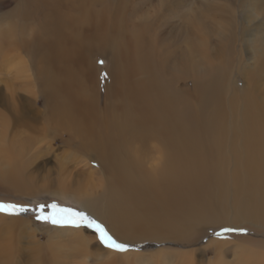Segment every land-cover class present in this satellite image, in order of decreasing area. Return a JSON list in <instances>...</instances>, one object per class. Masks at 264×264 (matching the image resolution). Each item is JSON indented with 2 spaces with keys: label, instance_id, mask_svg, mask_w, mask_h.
<instances>
[{
  "label": "bare ground",
  "instance_id": "obj_1",
  "mask_svg": "<svg viewBox=\"0 0 264 264\" xmlns=\"http://www.w3.org/2000/svg\"><path fill=\"white\" fill-rule=\"evenodd\" d=\"M179 1L185 5V0ZM257 1L248 4L249 13ZM126 4L127 0H0V10L8 8L4 15L9 21L3 34L0 31V55L12 62L7 71L23 79L6 84L0 98L5 110L0 108V127L13 134L4 136L0 128V190L19 202L18 193L36 185L34 167L42 166L38 159L46 151L43 142L52 148L53 139L60 137L68 150L76 148L100 165L99 173H89L95 177L89 176L93 185L86 190L101 188L100 197L80 203L112 222V233L120 240L174 239L189 244L190 225L183 217L209 226L237 219L264 225V98L259 100L254 84L243 92L239 113L232 106L230 113L223 108L228 104L223 98L226 75L222 67L211 66L224 52V61L231 62L232 45L222 40L228 29L222 11L213 6L210 20L201 10L187 18L196 30L189 53L197 56L203 51L209 63L198 59L197 68L190 63L183 69L196 72L190 89L183 90L176 86L181 77H174L179 65L166 53L158 56L147 25H135ZM207 27L221 37L215 53L206 50L202 39ZM109 49L110 65L102 68ZM258 50L257 60L263 63L264 44ZM137 71L146 74L145 79L134 80ZM22 89L28 95H22ZM150 136L161 145L155 181L136 170L143 163L136 142ZM228 155L234 167L223 172ZM65 159L58 162L61 175L67 168ZM70 184L63 177L58 186L64 199ZM24 221L0 214V225L7 228ZM64 233L52 235L42 261L50 256L49 262L56 264L90 256L92 239L84 229L74 230L68 239ZM5 247H12V242ZM164 253L163 264L176 262L171 252Z\"/></svg>",
  "mask_w": 264,
  "mask_h": 264
},
{
  "label": "rangeland",
  "instance_id": "obj_2",
  "mask_svg": "<svg viewBox=\"0 0 264 264\" xmlns=\"http://www.w3.org/2000/svg\"><path fill=\"white\" fill-rule=\"evenodd\" d=\"M254 1L185 0L183 6V2L179 0H127L125 11L127 10L130 14L129 19L135 22V25H147V33L154 42L158 56L161 58V54L170 55L171 63L179 65V72L174 77H181L177 78L180 82L176 86L184 90V88L190 89L196 72H185L183 69H186L190 63L191 67L195 64L197 66L200 63L198 59H203L204 63H209V57L203 55V51L202 55L197 56L189 53L190 40L195 37L196 30L191 28L187 18L201 10L207 13L206 17L210 20L212 17L210 16V8L216 6L220 9L224 17L222 23L228 28L222 40L225 44L229 42L232 45L231 62L224 61L223 54H228L224 52L222 57L217 59L211 66L222 67L226 75L227 88L225 86L226 91L223 98L228 104H223V108L228 107L230 113L232 106L239 113L243 92L247 87L250 89L256 84L260 94L259 100L264 98V62L260 63L257 60L259 46L264 44L262 42L264 41V0L257 1L256 6L249 13L248 4ZM179 2L181 5H179ZM2 10H0V31L3 34L9 27V21L5 20L8 17L4 15L8 8ZM210 29L209 27L204 29L203 32L205 33L202 36L205 35V37L202 39L206 40V50L215 53L221 45V37ZM107 53L108 58L101 60L100 66L102 68L110 65L113 52L109 49ZM261 54L264 58V52L261 51ZM22 57L24 60L26 58L27 62L28 57L24 54H22ZM9 65H12L11 60L5 59L4 61L0 55V98H2L1 95L6 93V84L23 81V79L14 77L9 70L7 71ZM196 66L195 68H197ZM145 77L146 74L140 71L134 74V80L136 81H142ZM22 90L19 91L22 95H28L24 89ZM189 97L190 100L195 102L193 93H190ZM230 101H233L234 104L230 105ZM0 108L5 111L1 102ZM12 128L14 129V127ZM1 129L4 136L11 135L13 138L10 128L5 126ZM52 143L51 148L43 142L42 145L46 151L41 152L38 159V165L42 166L34 167L36 185L30 190L27 188L18 193L19 202L10 200L7 194L4 193V189L0 190V202L28 209V211L16 215L0 213L11 218L26 220L22 224H16L13 228L0 225V264H54L49 262L48 258L50 256L44 260L46 262L42 261L43 255H48L47 245L52 235H58L64 233L63 230H67L64 237L68 239L74 235V230L77 231L79 228L84 229L92 239L90 256L84 259L72 258V261L62 260L56 264H81L82 260L86 261V264H153L154 262L163 264L165 251L173 254L174 257L172 256L171 259L176 262L172 264H264V225L251 220L237 219L229 223L221 221L211 223L209 226L208 223H192L191 217H183L182 221L190 225L187 232L192 241L189 244L185 242L186 240L174 239H165L163 242L118 239L112 233V222L96 216L80 203L82 200L88 201L90 198L100 197L101 188L86 191L91 189L93 185L89 176L95 177L94 174L89 175V173L97 174L101 171L95 157L83 155L76 148L68 150L63 145L60 137L54 138ZM136 143L140 147L141 152L139 153L143 161L142 166H140L141 169L136 170H140L147 176L150 175V181H155L158 178L157 167L160 163L161 145L153 136H150L145 142L137 141ZM227 157V159H224L227 167L222 169L223 172H228L234 167L231 156L228 155ZM63 158L69 160L65 159L67 168L65 173L61 175L58 171V162L59 159ZM86 162L88 166L84 165ZM63 177H67L71 181V189L66 193V199L60 195L58 190ZM52 203L85 213L91 220L102 225L118 242L129 245L130 250L121 253L106 248L104 244L99 242L94 228L85 225L79 227L67 224L54 225L37 219L36 215L38 213L36 210L38 206L51 205ZM50 211V208H45V214L50 213ZM191 228L194 229L190 230ZM12 234L15 236H12ZM8 241L12 242V247H5ZM15 241H17L16 244ZM175 241H178V243H175ZM135 252H138L139 255L136 256ZM145 257L146 259L143 262L142 259ZM247 259H249L248 262H246Z\"/></svg>",
  "mask_w": 264,
  "mask_h": 264
},
{
  "label": "snow or ice",
  "instance_id": "obj_3",
  "mask_svg": "<svg viewBox=\"0 0 264 264\" xmlns=\"http://www.w3.org/2000/svg\"><path fill=\"white\" fill-rule=\"evenodd\" d=\"M45 208H50V213L45 214ZM25 211H28V209L22 207L18 208L14 205H9L0 202V213L16 215L20 212ZM36 211L38 213L36 215L37 219L42 220L44 222L52 223L54 225L67 224L74 227L85 225L89 228H94L97 233L99 242L104 244V246L108 249L121 253L130 250L129 245L122 242H118L104 229L102 225H100L94 220H91L83 212L75 211L74 209L68 207H61L56 203H52L51 205H39Z\"/></svg>",
  "mask_w": 264,
  "mask_h": 264
}]
</instances>
